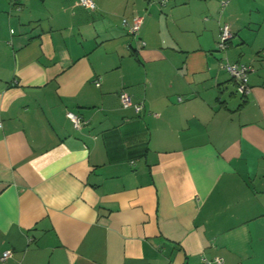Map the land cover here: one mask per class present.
Returning a JSON list of instances; mask_svg holds the SVG:
<instances>
[{
	"label": "crops",
	"instance_id": "0c3cea01",
	"mask_svg": "<svg viewBox=\"0 0 264 264\" xmlns=\"http://www.w3.org/2000/svg\"><path fill=\"white\" fill-rule=\"evenodd\" d=\"M93 1L0 0V264H264V0Z\"/></svg>",
	"mask_w": 264,
	"mask_h": 264
},
{
	"label": "built area",
	"instance_id": "2783aa9c",
	"mask_svg": "<svg viewBox=\"0 0 264 264\" xmlns=\"http://www.w3.org/2000/svg\"><path fill=\"white\" fill-rule=\"evenodd\" d=\"M228 0H222L221 4L222 6H225L227 4ZM77 4L87 8V9H94L95 3L93 0H77ZM143 21V17L140 15H136L133 18L132 22H128L126 19L122 20V24L124 26H127L128 32L131 36L137 37L141 24ZM232 32L230 30V27L228 24H223L220 27L219 35H218V42L217 47L218 50H224L228 46V42L230 41L232 37ZM143 44V42L141 41ZM219 67L226 72H228L235 80L236 82V88L237 91L242 94H247L248 92V86H247V77L249 72H251L253 69L250 65L244 64V63H238V62H230L227 59H222L219 62ZM95 84L98 86L100 83L99 81H95ZM119 101L121 103V106L123 108L133 107L136 113H139L143 109V103H134L132 101V95L127 92L125 89H121L118 94ZM180 100V99H179ZM67 117L72 121L73 125L76 128L81 127V125L85 124L86 121H84L81 116L68 111ZM1 126V123H0ZM10 251H4L1 254L0 259L4 260L5 258L10 256ZM203 261L206 264H222L223 259L221 257H214L213 259H203Z\"/></svg>",
	"mask_w": 264,
	"mask_h": 264
},
{
	"label": "trees",
	"instance_id": "16d2710c",
	"mask_svg": "<svg viewBox=\"0 0 264 264\" xmlns=\"http://www.w3.org/2000/svg\"><path fill=\"white\" fill-rule=\"evenodd\" d=\"M232 38V37H231ZM232 77V76H231ZM232 80H234V78L232 77ZM234 83H235V87H236V82H235V80H234ZM236 90H237V88H236ZM119 98V97H118ZM133 101V100H132ZM121 104V103H120ZM133 108V107H132ZM82 118V117H81ZM83 119V118H82Z\"/></svg>",
	"mask_w": 264,
	"mask_h": 264
},
{
	"label": "rangeland",
	"instance_id": "374dc122",
	"mask_svg": "<svg viewBox=\"0 0 264 264\" xmlns=\"http://www.w3.org/2000/svg\"><path fill=\"white\" fill-rule=\"evenodd\" d=\"M221 51V50H220Z\"/></svg>",
	"mask_w": 264,
	"mask_h": 264
}]
</instances>
